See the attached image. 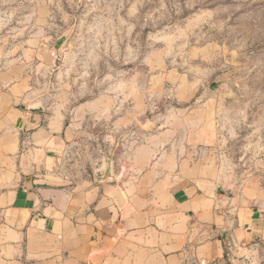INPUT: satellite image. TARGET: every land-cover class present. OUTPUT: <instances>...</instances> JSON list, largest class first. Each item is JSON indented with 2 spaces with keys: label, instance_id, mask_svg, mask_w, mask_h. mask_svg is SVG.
Here are the masks:
<instances>
[{
  "label": "rangeland",
  "instance_id": "rangeland-1",
  "mask_svg": "<svg viewBox=\"0 0 264 264\" xmlns=\"http://www.w3.org/2000/svg\"><path fill=\"white\" fill-rule=\"evenodd\" d=\"M6 79L65 130L57 182L264 189V0H0Z\"/></svg>",
  "mask_w": 264,
  "mask_h": 264
},
{
  "label": "crops",
  "instance_id": "crops-1",
  "mask_svg": "<svg viewBox=\"0 0 264 264\" xmlns=\"http://www.w3.org/2000/svg\"><path fill=\"white\" fill-rule=\"evenodd\" d=\"M8 83L0 82V264H233L257 245L264 254V189L253 179L232 194L222 180L180 172L168 185L57 182L49 165L65 130L41 124L21 84Z\"/></svg>",
  "mask_w": 264,
  "mask_h": 264
},
{
  "label": "water",
  "instance_id": "water-1",
  "mask_svg": "<svg viewBox=\"0 0 264 264\" xmlns=\"http://www.w3.org/2000/svg\"><path fill=\"white\" fill-rule=\"evenodd\" d=\"M103 180H106V179H98V181H103ZM109 180H112V179H109ZM227 192L232 194V191L229 188L227 189ZM234 247L235 246H234L233 242L231 241V246L229 248V251L231 252V249L234 248ZM258 254H259V248H258V245H257L254 248H251L250 254L246 258H241L240 259V260H243V261H238L237 258L235 256H233V258H234V263L233 264H260L259 255Z\"/></svg>",
  "mask_w": 264,
  "mask_h": 264
}]
</instances>
